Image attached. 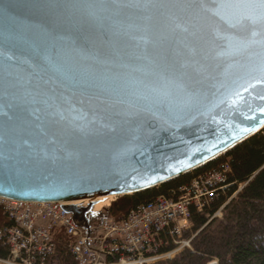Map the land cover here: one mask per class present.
I'll list each match as a JSON object with an SVG mask.
<instances>
[{
    "label": "water",
    "instance_id": "95a60500",
    "mask_svg": "<svg viewBox=\"0 0 264 264\" xmlns=\"http://www.w3.org/2000/svg\"><path fill=\"white\" fill-rule=\"evenodd\" d=\"M83 2L0 0V197L88 200L64 210L90 233L96 198L158 187L264 129V21L216 6L236 0Z\"/></svg>",
    "mask_w": 264,
    "mask_h": 264
},
{
    "label": "built area",
    "instance_id": "2783aa9c",
    "mask_svg": "<svg viewBox=\"0 0 264 264\" xmlns=\"http://www.w3.org/2000/svg\"><path fill=\"white\" fill-rule=\"evenodd\" d=\"M228 173L230 168L224 164L195 176L179 189L176 198L159 195L132 208L119 221L104 216L98 225L99 234L92 227L88 233L78 225L73 215L63 209L67 203L0 197L3 212L13 222L0 229V238L8 248V256L0 258V264L52 263L57 250L54 239L57 229L73 238L70 252L78 264H154L161 257L171 259L172 254L190 248V238L183 237L191 228L190 207L202 212L212 195L228 185L225 184ZM164 236L174 248L159 253L165 245ZM206 264L218 261L212 258Z\"/></svg>",
    "mask_w": 264,
    "mask_h": 264
},
{
    "label": "trees",
    "instance_id": "16d2710c",
    "mask_svg": "<svg viewBox=\"0 0 264 264\" xmlns=\"http://www.w3.org/2000/svg\"><path fill=\"white\" fill-rule=\"evenodd\" d=\"M224 164L230 168L225 183L228 185L212 195L202 212L190 207L191 228L183 234L184 238H190V248H184L175 257L157 264H206L212 258L217 259L218 264H264V129L221 157L194 170L193 175L220 168ZM191 177V173H188L158 187L119 196L104 214L119 221L132 208L151 202L159 195L176 198L179 189L187 185ZM222 206L221 217H213ZM12 224L0 206V229ZM54 239L57 250L52 263L78 264L70 252L73 238L57 229ZM162 239L165 245L159 253L174 248L168 237ZM7 256L8 248L0 238V258ZM110 260L115 261L116 258Z\"/></svg>",
    "mask_w": 264,
    "mask_h": 264
},
{
    "label": "snow or ice",
    "instance_id": "6c2138e0",
    "mask_svg": "<svg viewBox=\"0 0 264 264\" xmlns=\"http://www.w3.org/2000/svg\"><path fill=\"white\" fill-rule=\"evenodd\" d=\"M112 0H93V2H85L78 5L79 7L83 8H107L111 6ZM218 8H247V9H254L257 10L256 15L254 16H246L243 19H248L252 23H259L264 21V0H236V2L228 3V4H218L216 5ZM6 11H12L16 5L14 4H6L5 6ZM264 111V109H261ZM243 131H249V129H244Z\"/></svg>",
    "mask_w": 264,
    "mask_h": 264
},
{
    "label": "rangeland",
    "instance_id": "374dc122",
    "mask_svg": "<svg viewBox=\"0 0 264 264\" xmlns=\"http://www.w3.org/2000/svg\"><path fill=\"white\" fill-rule=\"evenodd\" d=\"M191 175H192V177H191V179H190V182L193 180V178L195 177L194 175H193V172H191ZM189 182V183H190ZM188 183V184H189ZM241 187V186H240ZM239 187V188H240ZM241 189V188H240ZM235 196V195H234ZM119 196H117V197H115V196H113L108 202H109V206H110V204L116 199V198H118ZM229 200V199H228ZM228 200H227V202H228ZM82 204H80V205H83L84 204V207L85 206H87L88 204H89V202H86V201H84V203L83 202H81ZM97 203H99V202H96V201H94V203H93V206L95 205V204H97ZM223 208V206L222 207H220L219 208V211H216V212H218L217 213V215L215 216V217H217V218H220L221 217V209ZM107 209H108V207H102L101 209H98V210H91V211H89L88 212V214H87V216H88V218L90 219V224L92 225V229H94V231L95 232H97V234H99L100 233V231L98 230V226H97V224H98V222H99V220L101 219V217L103 216V214L104 213H106L107 212ZM105 215V214H104ZM186 239H189V238H186ZM182 250V249H181ZM180 250V251H181ZM180 251H178L177 253H174V254H172L171 256H172V258L173 257H175ZM165 260H167V258H165V257H161L159 260H157V261H155L154 262V264H157V263H159V262H162V261H165ZM54 263V262H53ZM52 263V264H53Z\"/></svg>",
    "mask_w": 264,
    "mask_h": 264
},
{
    "label": "bare ground",
    "instance_id": "6f19581e",
    "mask_svg": "<svg viewBox=\"0 0 264 264\" xmlns=\"http://www.w3.org/2000/svg\"><path fill=\"white\" fill-rule=\"evenodd\" d=\"M113 196H109V197H98V198H96V202H99V203H97V204H95L94 206H93V210H98V209H100L101 207H103V206H107V205H109V200L112 198ZM81 202H84V200L83 201H76V202H74V204H77V203H81ZM86 202H88V201H86ZM70 204H73V202H70Z\"/></svg>",
    "mask_w": 264,
    "mask_h": 264
}]
</instances>
